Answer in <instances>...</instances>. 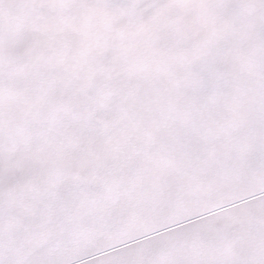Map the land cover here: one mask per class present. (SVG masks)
Listing matches in <instances>:
<instances>
[{"label": "snow or ice", "instance_id": "snow-or-ice-1", "mask_svg": "<svg viewBox=\"0 0 264 264\" xmlns=\"http://www.w3.org/2000/svg\"><path fill=\"white\" fill-rule=\"evenodd\" d=\"M0 264H264V0H0Z\"/></svg>", "mask_w": 264, "mask_h": 264}]
</instances>
